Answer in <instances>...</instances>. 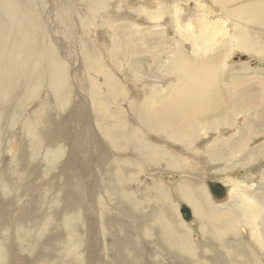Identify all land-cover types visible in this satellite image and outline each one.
<instances>
[{
    "label": "rangeland",
    "instance_id": "obj_1",
    "mask_svg": "<svg viewBox=\"0 0 264 264\" xmlns=\"http://www.w3.org/2000/svg\"><path fill=\"white\" fill-rule=\"evenodd\" d=\"M64 1L13 0L14 6L19 7L21 5L20 7H22L25 16L29 20L28 31L24 35L25 46L23 50L15 52L17 29L14 27H12L15 33L14 41L2 44L6 49L11 47L13 50V53L7 55L2 53L0 56V73H2L0 77L4 82L12 80L11 82H13L12 84L15 88L20 87L18 77L23 73V69L9 66L10 63L18 61L19 55L30 56L35 64L42 69L41 73L48 74H42L39 79L36 77L28 78L24 87L25 91L28 92V101H26L24 106L20 104L18 98L10 100L9 96L11 94L3 92L5 97L9 99L4 98V101L8 102L9 105L13 103L10 107L13 110L7 116H5L6 109L4 113H1L2 115L0 114V205L7 207L8 210L16 208L18 215L14 216V219L7 221V228L3 230L0 228V264H26L27 262L28 264H114L110 259L109 246L114 243L113 237L116 234L112 236L105 223H116L118 217L122 216L123 213L131 212L128 205H131L134 214L150 212L154 200H162L164 198L161 195L156 197L154 193L156 186L159 188L168 187L167 189L171 190L169 197L172 199V208L176 212H174L175 216L190 236L192 244L195 245L191 249L186 245H183V247L180 245V247L176 248V251L183 255L188 264H212L215 261L214 252H211L209 246H205L207 243L204 235L205 227L199 212H197L198 210H195L197 207L194 206V202L190 201L187 196L191 194L186 193L183 197H178L173 195L172 187L176 186L180 180H187L191 183L198 182L200 187H202L201 191L209 197L204 194L205 198L210 199L211 202L222 204L231 199L232 204L233 202H240L239 200L234 201L236 197L234 195L236 193L235 189L238 185H241L246 195L248 193L251 196L254 188L249 189L264 183L262 176L264 158H258L256 162L252 158L244 163L243 156H241L243 153H238L237 156H234L247 143L249 148H259L264 145V119L260 116V112L264 113V58L259 59L239 46L231 48L230 44L234 37L237 38L240 32L241 35L242 32H247L250 27L252 28L249 31L253 36L264 40V27L258 26L262 23L261 20L258 19L253 23L255 26L241 27L242 23L237 20L252 21V19L242 18L239 14L226 15L225 12L229 9L230 0H197V2L195 0H168L170 4L165 8L167 13H163L166 14V17L163 20H155L156 22L148 19V17L153 15L150 6L147 7L148 5L144 6L146 10L143 11L144 13H142V10L137 11L139 8L135 11L129 9L131 3L134 4L135 2L136 4L137 0H131L132 2L130 0H73L75 2L74 7L67 19L68 22L72 21L70 25L74 24L73 36L69 37L59 31L62 23L60 22V15L63 14L65 9ZM117 2H119L118 9L116 8ZM205 5L206 9L210 8V11L203 8ZM82 6L86 7L82 8ZM96 6L100 8H96L97 12L95 13L92 9ZM126 6L129 7L128 13L130 12L131 14L124 18L123 15L127 10ZM133 6L137 7V4ZM240 8L238 7V10ZM111 9L121 14L122 17L111 20V23L109 22L107 26H104V17L108 15ZM253 11L259 16L258 18L264 17V13L259 14L264 12V7L262 10L254 8ZM59 12L60 15H58ZM199 15L202 16L199 17ZM203 15H205L204 21L206 22H204V27L209 24L211 30L219 25V33L217 32L213 36L210 35V38L205 35L198 40L194 35L201 33L199 32L202 25L200 19H202ZM178 16L179 19L177 18ZM100 17L103 18L101 19ZM207 17L209 18V23L207 22ZM229 20L233 22L228 23ZM98 23L99 25L102 24L99 26L100 29H93L89 26L90 24L96 27ZM77 24L81 30L78 29ZM122 24L127 26L122 29L124 33H133L131 35L133 40L136 41L133 44V49L140 48L142 50H136L135 54L132 50L124 52L122 49V54H120L115 50L107 49L108 51L103 58L109 68V77L105 81L102 79L106 73L105 68V73L102 70L95 71L96 76H99L96 79L97 87L95 90L97 92L95 93V98L98 99L100 97V99L95 101L92 97L90 101L89 92L84 88L89 85H86L84 80L82 82L79 80L84 78L85 75L88 77L94 68V70L99 69L93 64V56L87 50L90 47L87 44L92 41V34H96L98 31H103V39L108 43H112V40L115 42L118 39L115 33L117 28L111 27L114 25L122 26ZM156 25L157 27L154 28ZM189 25L191 26L188 27ZM178 26L184 30L182 35L176 32ZM66 28L68 29V26ZM76 29L79 33H75ZM203 30L204 32L207 31L206 29ZM215 30L217 31V29ZM190 32L194 33V35L189 36ZM83 36L86 41L81 43ZM127 41V39H122L120 44L123 45ZM194 41L198 51H195L194 46H192ZM48 53L49 55L47 56ZM174 56H177V63L187 62L194 67L204 68L209 73H214L217 79L211 85L214 83L212 85L214 89L212 90L217 95L218 101L228 99L231 102L226 95L229 90L236 91V88L240 89L242 87L247 89L249 86L248 89H251L254 85L257 86L254 87L256 94L252 100L253 105L247 108V113L237 112L235 115L234 110L229 109L227 102L219 108L217 103L212 102L209 97L203 111L205 112L204 115L198 117V122L195 120V124L190 127L191 129L185 127L187 123H182L175 117L167 125L161 126L158 130L155 129L156 125L153 124L154 119L151 113L153 107L159 104L162 99H165L161 96V93H165L166 97L178 90L176 79L171 81L170 77H168L172 76L174 72L171 67ZM209 57L214 58V60L217 57L216 62L212 63L211 60H208ZM58 62L63 65V78L60 85L62 94L54 93V85L52 83V80L58 76L59 72L56 71L54 76V71H51V68H55ZM163 65H166L168 69H163ZM215 65L223 67L224 71H218ZM81 75L84 76L82 77ZM53 76L54 78L51 79ZM244 76L249 79H245ZM89 79L91 81L94 80L92 75ZM239 81L244 83V85L241 83L242 87L240 84L238 85ZM87 83L89 84L88 81ZM108 83L116 85H108ZM38 84L41 85L36 87ZM230 84H232V89L228 88ZM191 86L185 88L190 89ZM114 88L120 89L118 112L122 118H117L118 124L116 126H118V130L125 132L121 139H119V135L118 138L113 135L115 131L113 130L112 122L110 127L102 134L105 124H109L106 117L111 112L109 109L107 111V105L104 107L101 96L107 93L111 95L114 92ZM151 91H158V96L147 94ZM90 92L92 91L90 90ZM221 92H224V98L220 96ZM148 97L156 98V103L147 101ZM138 98L141 100L140 106L135 104L139 100ZM240 99L239 101L242 100ZM256 104L258 105L256 106ZM159 105L161 106L162 104ZM109 107L111 108L112 106L109 105ZM198 107H202V105L198 104ZM125 108H128V111H131L133 116L137 118L141 127H145L142 126L145 124L150 125L151 131L148 134L152 136L143 134L136 125L129 121ZM97 110L101 111L104 119L103 123L95 121L93 118V114ZM78 113L82 125H86L87 134L84 135L83 139L77 140L76 137H72L74 135L72 117ZM229 115L231 116L229 117ZM40 118L41 122H39ZM87 119L94 121V124H91ZM193 119L192 116L189 117V121ZM44 120L46 122L42 124ZM247 121L253 125L250 128L246 127L252 137L250 138L247 134L246 138L239 136V138L234 139L237 133L245 127ZM25 125L28 127L30 125L35 126L36 131L40 130L41 125L44 126L43 138L36 131L33 133L35 137L27 134L24 130ZM198 126L201 130L196 129ZM138 129L140 131L136 133ZM100 136L104 140H101ZM38 137L41 140H46L49 149H51L50 152H47L46 147L41 148L40 145L37 146L34 142L32 148L29 146L30 140ZM189 139L197 143L190 144L188 142ZM247 140L249 141L246 143ZM14 141L19 143L18 151H24L27 148L31 154L21 159L23 171L20 170L17 155L14 156L15 151L12 152L10 149V145ZM104 142L105 146H113L108 157L119 158L113 160L112 163L120 161L124 167L128 162L130 163V159L123 158V152L127 150V152L139 155L143 162H141L140 166L137 164L131 166L129 164L126 167L127 169L124 170L116 167V169L104 175L108 169L104 159L107 156L104 154L105 152H97L98 147H104ZM136 145L143 151L142 154L136 152ZM51 146L55 148H50ZM170 150H173L181 158L191 154L195 163L198 164L196 166L198 173H194L195 165L181 171L182 165L178 161H172L175 166L164 162L163 158L170 156ZM165 151L169 152V154L164 155L163 152ZM181 152L187 154L182 155ZM130 153L127 154L129 155ZM100 155H102V159L97 171L95 161ZM239 156L242 159V164L236 163L235 158ZM204 158L208 162H206V165L202 162ZM66 166L71 171L67 170L65 174L61 169ZM18 171L20 174H18ZM34 171H36L37 177L34 176ZM127 171H129V174L124 175ZM158 171L163 173L160 174ZM69 173L72 177L74 176L77 183L75 192L81 196V201L78 204H74L69 195L70 176H67ZM203 174L206 175L204 180L219 182L228 189V194L230 195H228V200L225 199L222 202H218L211 196L208 185L206 186L203 178H201ZM109 175H112V180L108 185H105V178ZM175 176H179V178L175 179ZM67 177L68 183L66 187L64 185ZM5 178L9 179V186L5 184L7 181ZM18 179H20L21 183ZM14 182L15 188L13 190ZM20 194L22 196H19ZM91 195H93V198ZM256 195L257 197H262L261 191L255 192ZM48 199L50 200L47 201ZM257 199L253 201L251 198L249 207H252V202L256 205L257 202L255 200ZM57 200H60L61 205H57ZM247 200L249 199L247 198ZM181 205L192 208L191 212L194 218L191 222H186L182 218L180 213ZM195 205L199 204L196 202ZM232 207L237 210L234 205ZM22 211H24L23 213L27 211L29 214L36 211L34 216L40 217L35 218V220L32 219V222L28 220L26 223L22 221V217H18ZM257 211L261 213V208H258ZM105 213L106 217L104 216ZM160 221L158 220L157 222L160 223ZM259 221L262 223L261 228L264 232V214H260ZM123 222L126 225L129 224L127 221ZM139 222L137 220L136 224L139 225ZM71 223L75 225V229H73L74 236H72V231L70 230L72 229ZM142 224L144 226V223ZM161 224H165V222L161 221ZM240 224L243 226L245 221L241 220ZM242 226L239 227L240 230L237 229V236L230 234L219 240H212L211 236L207 237L209 239L208 243L216 245L223 253V263L218 262L217 264H233L232 262L236 258V256L233 258V253L229 249L223 250V248H226L225 242L228 238L232 239L231 243L234 241V245L238 244L243 249L250 251L246 244L250 245L253 239ZM141 233L145 235H139ZM58 236H61V238L58 239ZM116 236L125 238L127 234L119 233ZM133 238L136 240L133 250L136 253V259L134 252L128 254L133 264H158L161 258L163 260L162 264H165L164 255L157 254L156 256L153 254L151 242L154 240V236L150 232L149 226L145 225L142 229H138V234L134 235ZM164 238L166 239L167 237H160V239ZM47 243L48 245L53 243L54 250H49ZM183 262L184 260H181L175 264H182Z\"/></svg>",
    "mask_w": 264,
    "mask_h": 264
},
{
    "label": "bare ground",
    "instance_id": "obj_2",
    "mask_svg": "<svg viewBox=\"0 0 264 264\" xmlns=\"http://www.w3.org/2000/svg\"><path fill=\"white\" fill-rule=\"evenodd\" d=\"M137 2H139V3H137ZM137 2H136L137 7L133 6V5H136L135 2H134V4L131 3L130 8L127 6L125 7L127 10L125 11V14L123 15L124 18H126L127 15L129 16V14H131L130 12L128 13V8L133 9L134 11L139 8L137 11L142 10V13H144L143 11H146L144 6L148 5L147 7L150 6V8L153 12V15L148 17L149 21H155V20H159V19L163 20L166 17V14H163V13L164 12L167 13V11H166L167 9H165V8L168 6V4H170L169 3L170 1H168V0H137ZM195 2H197V0H195ZM74 3L75 2L73 0H65L64 1L65 9L63 11V14L60 15V12L58 13V15H60V22H62L61 23L62 25L60 24L61 28L59 27V31L63 32L65 35H67L69 37L73 36V25L74 24L70 25L72 21L68 22L67 19L69 18L70 11L74 7ZM118 3L119 2L116 3L117 9L119 7ZM20 6L19 7H17L16 5L14 6L13 0H2L0 3V56L2 55V53L5 55L13 53V50L11 47L6 49L2 45L3 43L8 44V43L14 41L15 33H14L12 27L17 29L15 52L24 49V46H25L24 35L28 31L27 26L29 24V22H28L29 20H28V17L25 16L24 11L22 10V7H20ZM218 6H220V5L218 4ZM85 7L82 6V8H85ZM205 7H206V5L203 8L206 9ZM238 7H241V8L238 10ZM263 7H264V0H230L229 9L225 13H226V15H231V16L235 15V14H239L242 18L252 19V21L251 20H237L236 19L238 22L242 23L241 27H243V28L255 26V25H253V23H255L258 19L261 20V22H262L258 26L264 27V17H262L261 19L258 18L259 16L256 15L255 11H253L254 8H259L262 10ZM96 8H100V7L96 6L92 9V11L95 13L97 12ZM209 9L210 8H207L206 10L210 11ZM263 13L264 12H260L259 14H263ZM137 16H139V15H137ZM179 16L181 17V15H179ZM179 16L177 17L178 19H179ZM200 16H202V15H199V17ZM120 17H122L121 14H118L116 11L111 9V11L108 13V15H106L104 17L105 21H104L103 25L107 26L109 24V22L111 23V20H115V19H118ZM203 17H202V19H200L202 21V25H203V26L201 25V31H199L201 33H198V35H194V33L192 34L190 32L189 36L194 35V37L199 40L201 37H204L205 35H208V37L210 38V35L213 36L215 33L216 34H217V32L219 33V25L215 28V29H217V31L215 29L210 30L211 26L209 24L206 25V27H204L205 15H203ZM92 20H94V19H92ZM177 21H179V20H177ZM197 22H199V21H197ZM207 22L209 23V18L207 19ZM232 22L233 21H231V20L228 21V23H232ZM101 25L102 24L99 25V23H98V25H96V27H95V26H92L89 24V26H91L93 29L99 28V26H101ZM67 26H68V29L66 28ZM190 26L191 25H189L188 27H190ZM77 27L79 30H81V28L79 27L78 24H77ZM125 27H127V26H125V24L124 25L122 24V26L121 25L120 26L114 25L111 27V28H117L115 30V33H116V36L118 39L115 42L113 40H112V43L111 42L108 43L107 41H105L103 39V36H102L103 31H98L96 34H92V38H91L92 41L90 39L91 42L88 40L90 42V44H87V46L88 47L90 46V47L87 50L92 54L93 64H94V66H97L99 70H94L95 69L94 68L93 69L94 72L91 71L90 74L88 75L89 78H91V75H92V78H94L93 81H91L86 75L85 76L81 75L82 77L84 76V78H80L79 81L82 82V80H84L86 85H89V86H85L84 88H86L89 92L90 101H91L92 97L95 101L96 100L98 101L100 99V97H98V99L95 98V93L97 92V90H95L97 87L96 79L99 77V76H96L95 71L102 70V72L105 73L104 72V68H105L106 73L104 74V77H102V76L101 77L104 81L107 80V78L109 77V68L107 66L105 59L103 58V57H105V55L108 51L107 49L115 50L116 52H118L120 54H122V49L124 52H129L130 50H132L135 54H136V50H138V51L142 50L140 48H137V49L134 48L133 49V44H135L136 41L133 40V36L131 35L133 33L128 34V33H124L122 31V29H124ZM156 27H157V25L154 28H156ZM250 28H252V27H250ZM250 28L247 29L248 33L244 31V32H242V35L240 34L241 32L239 31L240 33L238 34L237 38L234 37V40H236L235 43L237 46L243 48V50L248 52L249 54L258 57L259 59H263L264 58V40L259 38V37L253 36L252 33L249 31ZM177 29L178 30L176 32H178V33H180V35H182L184 30L181 29L180 26H178ZM203 29H206L207 31L204 32ZM259 29L261 30V28H259ZM240 30H242V29H240ZM260 30H258V31H260ZM75 33H79V31L76 29ZM176 35H177V33H176ZM187 35H188V33H187ZM130 36H132V38H130ZM257 36H259V35H257ZM122 39H127L128 41L125 42L123 45H121L120 41ZM85 41H86V39L83 36V38L81 39V43L85 42ZM96 45H99V46H96ZM192 46H194L193 48L195 49V51H198L196 44H195V41L193 42ZM27 47L29 48V46H27ZM41 50H42V48H41ZM51 51H53V50H51ZM48 55H49V53L47 54V56ZM227 57H226V59H227ZM176 60H177V56H174V60L171 63V67L174 69V72H173L172 76H168V77H170L169 79L171 81H175V79H176V82H178V85H177L178 90L174 93H170L166 97H165V93H161V96L165 99H162L161 102L159 103V104H162L161 106L159 104H156L153 107V111L151 113L152 118L154 119L153 124L156 125L155 129L158 130L161 126L167 125L168 123L173 121L174 117L178 118L180 120V122H182V123H187L185 125L186 128L192 127L195 124V120H197L199 116L201 117V115H204L205 112H203V111L205 110V106L207 104L209 97H210V100L212 99V102L217 103V106L219 108L221 107L222 104L227 102L229 104V109L234 110L235 115L237 112L247 113V108L253 105L252 100H253V97L255 98L254 95L256 94L254 91V87H257V86L252 85L253 87L251 89H248L250 86L247 89L246 88L244 89L242 87V84L244 85V83L239 81L238 85L240 84V86L242 88H240V89L236 88V91L235 90H229L226 92L227 97L231 100L232 103L228 99H223L222 101H218L217 95L212 90V89H214V87L212 88V85H214V83L211 85V83L216 81V79H217L216 76L214 75V73H209L208 70L204 69V68L194 67V66L188 64L187 62L177 63ZM208 60H211L212 63H215L217 60V57L215 60H214V58L209 57ZM30 62H32L33 64ZM9 66H11L12 68H16V69H18V67H20L23 69V73L20 75V77H18L19 78L18 80L20 83L19 88L16 85L15 86L17 88H15L13 86V84H12L13 82H11L12 80H10V82H4L0 77V114L4 113V111L6 109L7 112H6L5 116H7L9 114V112L11 110H13V108H10L13 103L11 105H9L8 102L4 101V98H6V97L3 94V92L10 93L12 95V96L11 95L9 96L10 100H12V99L16 100L18 98V101L20 102V104L22 106H24L26 101H28V92L25 91V88H24L25 82H27L28 78H30V77H36L37 79H39V77L42 74H46V75L48 74V73H44V72L41 73L42 69L35 64V62L31 59L30 56L19 55L18 61L10 63ZM44 66H45V64H44ZM215 67L217 68L218 71H224L223 67L221 68V67H218L216 65H215ZM224 67H225V65H224ZM43 68H45V67H43ZM163 69L167 70L168 67L166 65H163ZM114 70H115V68H114ZM51 71H54V76H55L56 71L59 72L58 76L55 79H53L54 76L51 79H53L52 83L54 85V93L55 94H58V93L62 94V88H60V85L62 84V78H63V74H62L63 73V65L60 62H58L55 65V68H51ZM9 73H10V71H9ZM0 74H2V73H0ZM10 74H12V73H10ZM247 78L245 77V79H247ZM87 81L89 82V84L87 83ZM40 85L41 84H38L36 87H39ZM58 85H59V87H58ZM108 85H116V84L108 83ZM179 85H181V86H179ZM190 85H192L190 89L185 88V87L190 86ZM18 86H19V84H18ZM231 86H232V84H230L228 88L230 89ZM90 90L92 92H90ZM152 92H154V93H152ZM157 93H159V92L158 91H151V92H148L147 94H151V95L155 94V97H157L158 96ZM261 93H262V91H261ZM119 95H120V89L114 88V92L111 95H109L107 93L106 95L101 96V101L103 102L104 107H106V105H107V108H106L107 111L109 109L111 112L110 115L109 116L107 115V117H106L109 124L104 123L105 126L103 128L102 134L105 133V131L110 127L111 122H112L113 123V130L115 131L113 133V135L116 138H118V135H119V139H121V137L125 134V132L118 130V126H116V124H118L117 118L118 117H119V119L122 118V116H119V112H118V97H119ZM220 96L224 98L225 97L224 92H221ZM138 97H139V95H138ZM240 97L242 100L240 99ZM6 99H8V98H6ZM239 99L241 101H239ZM146 100L151 102V103H154V104L157 101L156 98H151V97H148ZM146 100H145V102H147ZM135 104L140 106L141 100L139 99L137 101V103L135 102ZM198 104H201L202 107H198ZM109 105H111L112 107L110 108ZM257 105L258 104H256V106ZM125 109L127 110L126 112H127V116L129 118V121L132 122L134 125H136L137 128H139L143 134L147 135L151 131L150 125L145 124V125H142L145 127H141L138 124L137 118L133 116L131 111H128V108H125ZM98 111L99 110H97L93 114V118L95 121L97 120V121L102 122L104 120L103 116L101 115V111H99V113H98ZM17 114H18V112H17ZM191 116L194 119L189 121V117H191ZM230 116L231 115H229V117ZM260 116H262L261 118L264 119V113L260 112ZM13 118H14V116H13ZM87 120L91 124H94V121L92 122L90 119H87ZM198 121L199 120H197V122ZM39 122H41V118H40ZM45 122H46V120H44L42 124H45ZM72 124L74 126V131H73L74 135H72V137H76L77 140L83 139L84 135L87 134L86 133L87 129H86V125L85 126L82 125L79 113L76 114V116L74 115L72 117ZM251 126H253L252 123L247 121L245 127L237 133V136L234 139L239 138V136L240 137L243 136V138H246L247 134L248 135L250 134V133H248V128H250ZM24 127H25V129L24 128L23 129L26 131L27 134H29L32 137H35V135L33 134L36 131L35 126L30 125L28 127L27 125H25ZM76 127H78V129H76ZM100 127H101V123H100ZM246 127H248V128H246ZM139 129L136 131V133L140 131ZM196 129L201 130L199 128V126ZM43 130L45 131V128H44V126L41 125L40 130L36 131V132L38 135H40L42 137ZM97 133L99 134L98 130H97ZM239 133H241V134H239ZM148 136H152V135L148 134ZM12 137H14V136L12 135ZM77 137H79V138H77ZM249 137L251 138L252 136L249 135ZM101 140H104V138L102 139V137H101ZM237 140H239V139H237ZM248 141L249 140H247L246 143ZM33 142L37 146L40 145L41 148L46 147L45 149L47 150V152L51 151V149H49V147L47 145L46 140H44V139L41 140L40 137L30 140L29 146L31 148L33 146ZM188 142L190 144L197 143L196 141H192L191 139H189ZM18 144H19L18 142L14 141V143H12L10 145V149L12 152L15 151V154L14 153L13 154H14V156L17 155V160L20 163V170L23 171L21 159L25 158L26 155L30 156L31 154H30V152H28L27 148L24 149V151H18ZM103 145H104V147H101V148L98 147L97 148V152L98 151L105 152L104 154L107 156L104 159L106 162V164H105L106 168H108V169L104 173V175L107 172H109L113 169H116V167L121 168V170H124V169H127L126 167L129 164L131 166H135L136 164L138 166H140L141 162H143L142 158L139 155L127 152L128 151L127 150L126 152H123L124 153L123 158L130 159L131 160L130 163L128 162V164L125 167H124L123 163H120V161L116 162V163H112L113 160L119 159V158H117V157L109 158L108 154L111 152V149L113 148V146L112 145L111 146L110 145L105 146V142ZM135 147H136L137 153H139V154L143 153V151L140 149V147L138 145H136ZM50 148H55V147L51 146ZM105 149H106V151H104ZM234 149H235V147H234ZM170 151H171L170 156L168 158L167 157L163 158L164 162L170 163L173 166H175L172 163V161H178L182 165V167L180 169L181 171L189 169L193 165H195L194 173H196V172L198 173V170L196 167L198 164L195 163L194 158L191 154L181 152L182 155L187 154L186 156H183V158H181V157L177 156L173 150H170ZM127 153H130V154L128 155ZM238 153H243L241 156H243L244 163L247 162L248 160L252 159V158H254V160H255L254 162H256V160L258 158L259 159L264 158V145L263 146L261 145V147H259V148H256V147L249 148L248 143H247L246 146H243L242 150L239 149L234 154V156H237ZM163 154L168 155L169 152L165 151V152H163ZM102 155H100L98 157V159H96V161H95L97 171H98L101 159H102ZM6 158H8V157H6ZM91 159L94 162L92 157H91ZM235 159H236L237 164H242V159L240 156L235 158ZM202 162L204 163V165H206L207 160L204 158V159H202ZM91 164H92V162H91ZM67 170H68L67 166L63 167L61 169V171L65 174H66ZM68 171L70 172L71 169H69ZM158 173L162 174L163 172L158 171ZM18 174H20V172ZM128 174H129V171H127L124 175H128ZM68 175L70 176V181H69L70 192L68 191L69 195L71 197V200L74 202V204H78L81 201V198H80L81 196H79V194H77L75 192V189L77 187L76 180H75L74 176L72 177V175L70 173L67 174V176ZM206 175H207V171H206ZM206 175L203 174V176L201 178H203V180H204L206 178ZM230 175H232V174H230ZM34 176L37 177L36 171H34ZM262 176L264 178V171L262 173ZM169 177H168V179H169ZM178 178H179V176H178ZM5 179L7 180L5 184H7L9 186V179L8 178H5ZM24 179H25V177H24ZM105 180H106L105 185H108V183L112 180V175L107 176L105 178ZM207 180L208 179L204 180L206 186L208 185ZM18 181L20 182V179H18ZM169 182H170V180H169ZM67 183H68V177L66 179V184L64 186L67 187ZM14 188H15V182H14V187H12V189L14 190ZM167 188L166 187H162V188L160 187L159 188L156 186V188L154 190L156 197L161 195L164 198L162 200H159V199L154 200L153 207H152V210L150 212L134 214V211L131 208V205H128L129 208L131 209V212L123 213L122 216L118 217V219L116 220V223H110V222L105 223L106 227L108 228L109 233L112 236L114 234L117 235L119 233L127 234V236L125 238L124 237L123 238L118 237L115 235L113 237L114 243L109 246L110 259H111V261L114 262V264H133V262L130 260V258L128 256V254L130 252H134L133 250H134V245H135L136 240L133 238V236L137 235L138 229H142L145 225L149 226V230L152 233V235L154 236V240H152V242H151V244H152L151 248H152L154 255H156V256H157V254L164 255L163 258L166 260V262H164L165 264H173V263L175 264L177 261H181V260H184V262L182 264H188L187 260L185 261V258L183 257V255H181L179 252L176 251V248L180 247V245L182 247H183V245H186L191 249V248L195 247V245L192 244V242L189 238L190 236L187 234V232L181 226L179 219L175 216L176 212L174 211V208H172V202H171L172 199L169 197L171 194V192H170L171 190L170 189L168 190ZM201 189H202V187H200L198 182L191 183L187 180H180L176 186L172 187V192H173V195H176L178 197H183V195L186 193L191 194V195H187V196L189 197L190 201L194 202V206L197 207V209H195V210H198L197 212H199L203 226L205 227L204 235L206 237V242H207L205 244V246H209V248H211V252L212 253L214 252L215 261L212 264H217L218 262L223 263V261H224L223 253L219 249V247H217L216 245H214V244L210 245V243H208L209 239L207 237L211 236L212 240H219L220 238H225L227 235H230V234L231 235L234 234L235 236H237L238 235L236 233L237 229L240 230L239 227L242 226V224H240L241 220L245 221V224L242 227L247 230V233L253 239V240H251L252 243H250V245L246 244L250 248V251L243 249V247L238 245V244L234 245L233 244L234 241H233V243H231V241H232L231 238L226 239V242H225L226 248H223V250L229 249L231 251V253H233L232 254L233 258H234V256H236L235 260L232 262L233 264H236V263L237 264H259V263L263 264V262H264V258H263L264 257L263 256L264 255V232L262 231V228H261L262 223H261V221H259V219H260V214H264V183H260L258 186H256V187L253 186L252 188H250L249 190L253 189L251 196L248 193L246 195L245 191L241 188V185H238L237 188L235 189L236 193L234 195H236V197L234 198V201L239 200L240 202L239 203L233 202L232 204H231V202H232L231 199H229V200L227 199V198H229L228 197V195H229L228 189H226V197H225V199H227L228 201L225 203H222V204L211 202L210 199H208L209 197L205 193H203V191H201ZM204 190H207V189H204ZM208 190H209V187H208ZM110 191H112V190L110 189ZM260 191H261L262 197H257V195L255 196V192H260ZM209 192H210V190H209ZM204 194L208 198H205ZM231 195H232V193H231ZM19 196H22V194H20ZM91 197L93 198V195H91ZM247 198L249 200H247ZM251 198L253 199V201L256 198H258V199L255 200L257 202L256 205L251 201L252 207H249L251 205L250 204ZM49 200L50 199H48L47 201H49ZM216 201H218V200H216ZM57 202L56 203L58 206L61 205L60 200H57ZM196 202L199 205H195ZM218 202H222V201H218ZM232 205L237 207V210L234 209L232 207ZM256 206L258 208H261V213H259L257 211L258 208ZM24 209H27V208H24ZM23 212L24 211L20 212L21 215L18 216V217H22L23 222L27 223L28 220L30 222L32 219L35 220V218L38 217V216L37 217L34 216L36 211L33 213H30V214L27 211H26V213H23ZM17 215L18 214H17L16 208L8 210L7 207L0 205V228H1V230L7 228V221L9 219H14V216H17ZM104 216L105 217L107 216L106 213ZM137 220L140 221L139 225L136 224ZM158 220L164 221L165 224H161V221H160V223H158L157 222ZM198 220H200V219H198ZM123 221H127L129 224L126 225ZM233 222H235V223H233ZM142 223H144V226ZM239 224H240V226H239ZM71 226H72V229H70L72 231L71 234H72V236H74L73 235L74 234L73 229H75V225H72V223H71ZM220 231H221V233H220ZM241 233H243V232H241ZM139 235L142 236L145 234L141 233ZM162 236L167 237V238L166 239L165 238L160 239V237H162ZM60 238H61V236H58V239H60ZM75 238H76V236H75ZM2 241H3V237H2ZM173 242H175V243L172 244ZM48 243H47V246H48L47 248H49V250H54V244L50 243L48 245ZM76 243H77V241H76ZM149 246H150V244H149ZM8 250H10V249H8ZM8 257H10V256H8ZM134 257L136 259V253L135 252H134ZM99 260H101V259H99ZM162 263H163V260L161 258L158 261V264H162ZM26 264H28V262Z\"/></svg>",
    "mask_w": 264,
    "mask_h": 264
},
{
    "label": "water",
    "instance_id": "obj_3",
    "mask_svg": "<svg viewBox=\"0 0 264 264\" xmlns=\"http://www.w3.org/2000/svg\"><path fill=\"white\" fill-rule=\"evenodd\" d=\"M178 176H175V178H177ZM209 190H210V194L213 196L214 199L218 200V201H223L225 200L226 197V188L223 184L219 183V182H212V181H208L207 182ZM180 213L182 215V218L186 221V222H191L193 219V215L191 212V209L186 206V205H181L180 207Z\"/></svg>",
    "mask_w": 264,
    "mask_h": 264
},
{
    "label": "crops",
    "instance_id": "obj_4",
    "mask_svg": "<svg viewBox=\"0 0 264 264\" xmlns=\"http://www.w3.org/2000/svg\"><path fill=\"white\" fill-rule=\"evenodd\" d=\"M235 41L236 40H234V38L232 39V41L230 42V44H231V48H237L238 46L236 45V43H235Z\"/></svg>",
    "mask_w": 264,
    "mask_h": 264
}]
</instances>
